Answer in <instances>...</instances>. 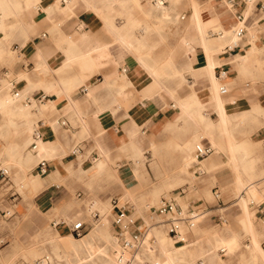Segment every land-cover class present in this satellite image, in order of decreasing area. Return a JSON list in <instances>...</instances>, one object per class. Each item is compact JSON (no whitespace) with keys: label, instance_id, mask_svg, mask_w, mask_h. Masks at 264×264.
Masks as SVG:
<instances>
[{"label":"crops","instance_id":"1","mask_svg":"<svg viewBox=\"0 0 264 264\" xmlns=\"http://www.w3.org/2000/svg\"><path fill=\"white\" fill-rule=\"evenodd\" d=\"M181 1L172 4L167 0L166 3L172 9L162 16L161 11L153 7L151 0H0V63L10 60L13 47L21 58L16 64V70L17 75L22 77L18 79L16 75L10 83H15L20 92L24 91V102L33 106L35 101L37 105L31 108L34 114L31 122L35 125L31 138L37 130L40 133L38 145L43 140L55 148L52 152L47 151L45 156L40 152L35 156L41 157L35 164V170L43 178L45 186L34 195V201L43 211L55 213L58 212L53 210L56 207L64 210L63 214L59 211L62 220L54 222V225L63 224L60 230L64 234L71 231L70 225L73 224H69L68 217L83 214L78 212V208L67 209V205L75 202L74 192L86 198L94 195L105 203L111 198L114 217L116 209L113 208L112 200H120L119 195L124 189L137 183L133 165L128 162L132 158L124 156L120 148L139 156L137 153L141 150L142 154L146 140H150V145L151 141L157 143V135L169 140V123L177 129L188 128L179 117L177 101L193 92V89L198 90L202 97L207 93V53L197 37L196 29H190L194 2L188 0L189 10L181 13L176 9ZM195 1L213 8L225 28L231 26L235 19L238 20V12L243 14L238 6L235 7L237 4L234 6V14L224 0ZM255 9L247 22L259 29L263 25L264 29V23L261 24L259 16H255ZM186 15L188 18L184 21V32L180 37L170 24L164 25L161 31V22L177 21L181 16L185 19ZM208 31L214 33L211 28ZM43 33L46 36H42ZM241 47L242 43L226 45L222 57L220 52L209 53L215 55L218 61L220 57L224 61L215 66V74L228 89L227 93H222L224 98H237L236 102L228 104V110H238L233 113V117L241 113V110L250 109L256 102L264 107V95L255 93L248 84L239 83L244 78H251L248 73L252 70L257 69L258 74L264 76V61L239 67L238 63L232 61V56ZM222 69L226 70L224 77L219 76ZM10 72L7 66H0L1 81L3 78L8 79ZM4 94L12 95L9 91ZM210 110L216 113L215 117L208 113ZM254 111L251 108L249 114L253 115L252 121L245 122H249V126H244L245 123L235 125L236 118L231 123L236 138L250 145L249 154L253 152L252 146L256 143L252 136L259 130L264 133V125L256 129L254 122L259 114L254 117ZM205 112L209 117L218 119L213 105H209ZM38 115L40 117L36 120ZM43 115L47 119L41 117ZM16 122L20 128L28 124L23 119ZM196 127H200V131L203 129L202 124ZM242 133L251 136V141L239 139ZM191 134L189 129L186 136L174 139L185 140L191 138ZM204 137L201 142L211 144L203 142ZM223 140L225 142V138ZM31 142L28 147L36 152L38 149H32ZM219 152L214 151L202 159L200 168L204 169V173L198 174L200 169L194 162L195 175L206 174L204 160L209 170L216 171L220 160H223ZM103 154L105 161L109 156L108 165L117 170L120 178L110 186L104 185L105 182L99 178L89 181L88 175L78 173L80 164L88 174L91 173ZM251 157L252 160L256 158L252 154ZM41 159L47 160V171L44 173L38 168ZM211 177L215 176H210L202 184L204 190L209 189ZM224 181L223 178L221 183ZM255 184L259 188L257 180ZM215 187H211L213 194ZM181 194L182 198H187L188 207L202 212L199 218L206 214L208 216L201 221L197 232L194 227L184 229V243L171 237L178 244L176 246L172 245L169 232L170 236L167 232L165 234L163 247L157 236L152 235L149 243L156 245L159 242L160 251L156 255L151 251L150 244L144 245L150 249L151 264H160L156 259L158 257H163L168 264H254L247 249H237L231 254L226 249H219L221 238H231L233 234L240 238L235 227H217L226 221L220 211V202L224 203L222 192L220 199L215 197L219 205L209 203L205 198L197 199L187 189ZM178 203L182 205L180 201ZM127 206L135 218L133 228L138 224L146 225L143 217L134 215L135 207ZM259 208L262 212L264 202L259 204ZM231 220L235 225L240 222V217L231 215ZM90 226L87 225V230ZM147 226L149 232L150 225ZM245 239H250L249 234ZM112 240L114 243L119 241L116 237H112ZM214 250L219 256H216ZM108 255H111L110 252ZM121 256L116 254L114 257L119 261ZM131 259V264L137 263L136 253L132 254Z\"/></svg>","mask_w":264,"mask_h":264},{"label":"rangeland","instance_id":"2","mask_svg":"<svg viewBox=\"0 0 264 264\" xmlns=\"http://www.w3.org/2000/svg\"><path fill=\"white\" fill-rule=\"evenodd\" d=\"M246 6V0H238L235 7L239 8L244 15V9ZM253 6L254 9L256 8L255 16H259V21L263 24L264 15L262 12L264 10V0H254ZM188 7V0H182L177 5L176 9L177 11H181V13H186V11L189 10ZM187 18L188 15H186L185 19H182L181 16L177 21L161 22V31L164 25L168 26V24H170L174 27L180 37L184 32V21H186ZM261 26L263 27V25ZM262 27L257 31L255 37V46L257 48H260L264 44V29ZM241 51L242 49H236L235 52ZM10 56V60L0 63V66H7L11 70L10 77L8 79L3 78L1 81L0 92L9 91L10 93H13L10 91V81L11 78L17 75L16 64L21 58L13 47L10 50ZM256 71H250L248 74L251 78H244L239 83L248 84V87H251L255 93L264 95V76L259 75L257 69ZM21 77L22 75L16 76L18 79ZM262 108L264 109L263 106ZM208 113L213 117L216 116V113H213L212 110ZM257 113L260 115L254 122L256 124V129L264 125V119H262L264 113L261 114L254 111L253 114L256 115ZM39 117L40 116L38 115L35 119L38 120ZM41 117L47 119V116L45 115ZM3 119L4 115L0 111V130H6V128L2 126ZM22 119L23 118L19 115H15L16 121ZM212 119L216 120V118ZM252 119L253 115H250L247 118L249 121H252ZM32 125V130H34L35 125L33 123ZM168 125L169 127L167 131L171 133L169 140H165L162 135H157L158 140L155 147L150 145V140H146L145 149L142 150V154L139 156H136V154L131 151L120 148V150L123 151L124 156L132 158V160H129L128 162L133 165V172L137 179V183L134 186L125 188L124 192L119 195L120 204L127 203L126 205H133L135 207V209H133L135 213L134 215L137 217H143L146 225H150L151 232L153 231L152 226L162 224L161 226L164 228L165 232H167L168 236H170L168 233V225L163 222L166 216L154 212V207H157L160 204L162 198L174 197L176 200L178 199L177 201L182 203L184 208H187V198L185 200L182 198V194L179 193L181 188H185L188 192H191V196H194L197 199L205 198L209 203L219 205L218 200L213 194V190L211 191L212 186H218L222 192L224 202H220L222 206L220 211L224 214L226 221L223 222L222 225H217V227H223L225 229H232L235 227V230L240 233V238H238L237 234H233L232 237L235 241L233 246L230 247L219 244V249H226L228 254L235 252L237 249H247L248 251V246L251 242V232L247 228L245 221L240 220L239 223L234 225L231 220V215L239 216L242 211V206L236 202L238 200V194L236 195L234 192V182H236L239 169L236 168L233 160H230L229 157L231 156V152L224 147V140H220V138L217 137L218 141L221 142L220 145H222V148L218 144L217 146L213 145L210 141V137L205 135L203 142H210L211 146L214 148L213 152L215 151V153H217L220 151L219 154L222 155L223 160H220L216 171L209 170L205 166L204 160L203 164L207 172L202 176H197L195 175L193 168L195 161L186 166L183 160V155L177 150V148H175L174 144L171 143L174 138L186 136L189 128L177 129L174 128V126H170V123ZM245 125L249 126L250 123L247 122L244 126ZM248 128L253 130L252 127ZM13 129H16V127H9V132L5 136L0 133V264H18L22 261L32 262L41 257H47V253H50L52 257L51 260L54 264H107L109 261L105 256L106 248L109 250L113 258L116 254H121L124 256V260L128 261L126 264H131L132 254L137 253L138 251L133 252L130 248H125L120 240L118 243L121 247L113 245L112 237H116V227L113 224L114 210L112 209L111 198L105 203L94 195H89L86 198L78 196V192L73 193L75 202L73 205H67V209L70 207L72 210L78 208V212L83 214L79 216H76L75 214L72 217H68L69 224L82 218L84 221L91 223L89 229L82 236L72 235L70 230L64 234L60 230V227L63 224L54 225V222L62 220L61 214L64 213V210H59L56 207L53 210L58 212L54 213L51 211H43L37 207L34 201V195L45 186L43 178L35 170V164L41 157L34 158L30 167L27 169V178L25 177V179L23 176V169L19 168L16 162L11 161V159H13L10 152L11 146L18 147V151L16 152L18 154H21L25 150L23 141L18 135H15L12 132ZM244 135L245 134L242 133V136L239 137V139L251 141V136L248 137ZM252 139L256 141L252 146L253 152L251 153L256 157L254 159L253 179H255V181L257 180L259 186L257 189L260 193L252 200H249V209L251 210L253 223L256 229H259L264 233V209L261 212L259 208V204L264 202V133L262 130H259L258 133L254 134ZM103 153L106 154L105 152ZM104 154L96 163V165H98L104 162L106 167L102 172L99 173L92 171L88 174L80 164L78 167V173L86 176L88 175L89 181H91V179L99 178L105 182H103L104 185L110 186L120 178L117 170L112 169L108 165L107 159L109 156L106 158V161L104 160ZM79 159H81V156H79ZM135 169L136 171H134ZM35 175H38L40 182L36 183L31 180V177L34 178ZM212 175L215 177H211L210 182H208L210 185L209 189L204 190L202 184H204V182H206ZM223 178L225 179V183H221ZM59 211H61V214ZM95 213L100 214L99 218L94 217ZM206 216H208V214L198 218L194 227L195 232L198 231L201 221ZM248 234L250 237L249 240L245 239L248 237ZM68 235H70L72 239H70ZM55 237H67L69 242L77 240L82 246L81 248L84 251L83 256L86 257V259H81L80 255L69 250L67 247L60 248V256H57L53 251V244L50 242L51 239ZM86 240H88L89 243H85ZM149 240L146 241V244H150ZM170 240H173L171 236ZM260 243L263 247L264 234L260 238ZM150 246L151 251L158 255L160 251L159 242H157L156 245L150 244ZM150 249L145 246L142 248V259L138 258V264H151ZM52 261L48 259L46 264H51ZM114 264H118V262L115 260Z\"/></svg>","mask_w":264,"mask_h":264},{"label":"bare ground","instance_id":"3","mask_svg":"<svg viewBox=\"0 0 264 264\" xmlns=\"http://www.w3.org/2000/svg\"><path fill=\"white\" fill-rule=\"evenodd\" d=\"M151 1L153 3V7L157 11H161L162 16L166 11L172 9V7H170L166 3L167 0L164 2L160 0ZM169 1L173 4L177 3L178 0ZM193 2L194 5L191 8V11H193V15L191 16L190 29H196L197 37L205 46V51L207 53L208 61L207 65L205 66V70L207 73L205 76L207 80L205 89L207 90V93L204 97H202L198 90L193 89V92L180 97V99L177 101L176 106L179 111V117L182 118L183 121L188 125V128L191 129L192 137L187 138L185 140L174 139L171 141V143L174 144L175 148H177V150L183 155V160L186 166H188L190 163L196 161V147L199 143H201L202 135H208L213 145L217 146L218 144L221 147L222 145H220L217 137L220 138V140H223V138H225L224 147H226L227 150L231 152V156L229 158L230 160H233L236 168L239 169V173H237L238 175L236 178V182H234V192L236 193V195L238 194V200L236 202L240 204V206H242V211L238 217H240V220L245 221L247 228L249 229L252 235L251 244L248 247L251 256V261L254 264H257L259 262H261V264H264V249L260 243V238L264 233L261 230L256 229L253 223L251 210L249 209V200H252L260 193L255 184V179H253L254 160H252V157L249 156L250 154L248 153L250 145L239 141L236 138L234 129L231 127V123L233 122L234 118H236L234 122L235 125L244 124L249 114H251V108L261 114L264 113V109L259 103L256 102V104H254V106H251L250 109L241 110V113H237L233 117V113L238 110H228V104L230 102H234L237 98H231L229 100L224 98L222 94L223 92L221 91V87L223 86L221 78H219L215 74V66L224 63L221 57L223 55L222 53L224 52V48L226 45L234 46L242 42V51L232 56V61H234V63H238L239 67H243V65L248 64L250 65L251 63H261L264 61V44L260 48H257L255 46V37L259 28H257L256 26H250L247 22L248 17L254 10V0H246L247 6L244 9V18L241 20L235 19L234 23L226 28L222 26L221 22L218 19V13H215V10L213 8H208L203 4H197L195 0H193ZM224 2L229 5V8H231V11H233V13L235 14L236 8H234L232 3L227 0H224ZM141 5L142 4H140V6ZM211 21H216V23H211ZM240 26H244L246 29V33L244 36H239L237 33V29ZM210 28L213 30L214 33H209L208 30ZM211 52H220L221 60L218 61L215 55H209V53L211 54ZM243 69L244 68H242V70ZM196 81L198 82V79ZM23 93L24 91L22 90V92H20L18 95L12 93V95L10 96H5L4 92H0V111L4 115L2 126L6 128V130H0V133L1 135L5 136L9 132V127L11 128L15 125L16 129H13V131H11L21 138L25 150L21 154H18L16 153L18 151V147L11 146L10 152L13 158L11 159V161L16 162L17 166L23 169V176L24 178H27V169L30 167L36 154L40 152L39 154H43L45 156V153L47 151L52 152L55 148L43 140L39 142L38 148H36L38 150H35L36 152L28 148L32 140L31 135L33 131L31 117L34 114L31 112V108L37 105L35 101H33V106H31L27 102H24L22 98ZM209 105H213L216 108L218 113L217 120L212 119L205 112ZM15 115H19L23 118L24 121H28L27 127L20 128L19 124H17L15 120ZM254 117H257V115H254ZM197 124L203 125L202 131H200V127H196ZM156 144L157 143L151 141L152 147H155ZM137 154L141 155V150ZM105 167L106 166L104 162H102L95 166L93 172L100 173L105 169ZM38 178V175H35L34 178L31 177V180L37 183L40 182ZM81 220L84 219L82 218ZM161 225L162 224L152 226L153 231L151 232V230H149L147 240H149L152 235L156 234L161 246L163 247L166 241V232ZM68 237L72 239L70 235H68ZM171 241L172 245H178L173 242V240ZM50 242H52L53 251L57 254V256H60V248L62 247H67L69 250L73 251L76 254L84 253L83 249L81 248V244L77 240L69 242L67 237H55L52 238ZM85 243H89L88 240H86ZM234 243L235 241L233 237H224L219 240L218 246L219 244H221L231 247L234 245ZM113 245H117L119 247L118 243L113 242ZM141 250L136 253V257L140 259H142ZM214 252L217 254L216 256H219L217 251L214 250ZM108 254L109 250L106 248L105 256L109 261L107 264H114L116 260L115 257L113 258L111 255ZM46 256L48 257V259H50V261H52L50 253H47ZM81 259L84 260L86 259V257L81 255ZM124 259V256H121V258H119V261H116L118 263L120 262L122 264H126L128 261H125ZM156 259L159 260L158 263L160 264H168L165 259L163 260V257H158ZM51 264H54V262L52 261ZM174 264L178 263L174 262Z\"/></svg>","mask_w":264,"mask_h":264},{"label":"built area","instance_id":"4","mask_svg":"<svg viewBox=\"0 0 264 264\" xmlns=\"http://www.w3.org/2000/svg\"><path fill=\"white\" fill-rule=\"evenodd\" d=\"M66 1V0H64ZM164 2L165 0H160ZM235 6L238 3V0H227ZM244 18V15L241 12H238V20ZM237 33L239 36H244L246 33V29L244 26H240L237 29ZM42 36H46V33H43ZM226 70H221L219 72V76H225ZM1 84V79H0ZM11 91L13 94L18 95L20 93L19 90L16 89L15 83L11 82ZM221 91L223 93H227L228 89L225 85L221 87ZM40 139V133L36 130L33 134V139L31 142V148L36 149L38 147V141ZM213 152V147L211 144L199 143L196 147V161L195 164L199 167L198 174L204 173V169H201V161L206 156ZM47 160L41 159L38 163V168L41 173L47 171ZM185 188H181L179 193H184ZM214 195L217 199L221 198V192L218 187L214 188ZM120 200L118 198H114L112 203L114 205V209H116L113 224L116 227V237L121 241V244L124 247L130 248L131 250L137 251L142 248L147 241L148 235V226L147 225H135V218L132 216L129 207L125 204H120ZM154 212H157L160 215L166 216L163 222L168 225V232L171 237L175 239L177 242H185V228L191 229L195 227L198 218L202 215V212L198 209H193L191 207L184 208L182 205L178 203L176 198H162L160 204L157 207H154ZM100 214L95 213L94 217L98 218ZM91 225L84 220H77L72 225H70V229L73 235L82 236L87 231V225ZM56 225V224H55ZM48 262V257H41L32 262L22 261L18 264H46Z\"/></svg>","mask_w":264,"mask_h":264}]
</instances>
